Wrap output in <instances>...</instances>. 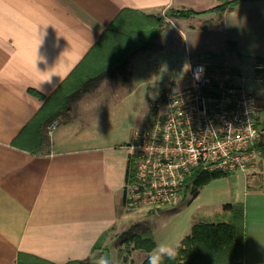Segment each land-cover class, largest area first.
<instances>
[{"label":"crops","instance_id":"crops-1","mask_svg":"<svg viewBox=\"0 0 264 264\" xmlns=\"http://www.w3.org/2000/svg\"><path fill=\"white\" fill-rule=\"evenodd\" d=\"M226 1L0 0V264H67L85 260L95 244L94 262L120 264L110 246L136 215L124 201L129 141L119 120L148 83L140 64L158 68L165 51L170 70L185 68L181 88L190 84L191 62L202 61L239 73L256 94L262 132L239 200L244 256L232 264H264V68L255 69L264 64V0L212 9ZM155 28L147 45L117 64ZM106 66L55 117L52 134L46 125L48 141L38 145L32 120L46 98L76 67Z\"/></svg>","mask_w":264,"mask_h":264},{"label":"built area","instance_id":"built-area-1","mask_svg":"<svg viewBox=\"0 0 264 264\" xmlns=\"http://www.w3.org/2000/svg\"><path fill=\"white\" fill-rule=\"evenodd\" d=\"M264 64L258 62L256 70ZM190 84L153 103L148 121L136 128L126 147L134 171L125 183L131 207L175 205L183 199L192 169L241 171L250 179L262 128L255 92L237 72L189 65ZM59 125H47L52 134Z\"/></svg>","mask_w":264,"mask_h":264},{"label":"trees","instance_id":"trees-1","mask_svg":"<svg viewBox=\"0 0 264 264\" xmlns=\"http://www.w3.org/2000/svg\"><path fill=\"white\" fill-rule=\"evenodd\" d=\"M236 1H226L212 9L223 11ZM170 11L172 14L184 17L198 13L184 8H170ZM159 32V28H155V30L148 29L145 40H141L139 44L125 52V60L122 59L117 64L123 66L126 58L134 51L133 49L136 50L139 46L147 45ZM232 44L229 42V45ZM115 64L112 63L111 66ZM109 69L108 66L88 70H84L83 67H76L56 90L46 98L43 106L32 120V125L36 126L38 145L48 141L45 131L46 125L58 115L66 114L71 102L79 93L86 90L88 83L97 79ZM133 171L134 169L128 163L126 166V182L130 179ZM223 174L225 173L219 170L204 172L196 167L186 177L184 187L188 189L190 184L194 183V188H197ZM219 215L221 219L217 221L198 220L194 222L190 232L180 240V248L176 258L173 260L165 258L163 264H232L235 261H241L244 256L245 245L244 203L241 201L226 203ZM118 237L119 244H124V247L118 250L119 258L126 260L127 255H123L124 252L140 249L147 253L142 264H148L147 257L153 253L156 247V241L149 226L138 227V225H134L133 229L129 228L121 232ZM97 247L96 244L93 246L90 255L85 260L73 261L67 264H99V262L93 261ZM121 255L123 256L121 257ZM109 264L115 263L109 261Z\"/></svg>","mask_w":264,"mask_h":264},{"label":"rangeland","instance_id":"rangeland-1","mask_svg":"<svg viewBox=\"0 0 264 264\" xmlns=\"http://www.w3.org/2000/svg\"><path fill=\"white\" fill-rule=\"evenodd\" d=\"M165 52L160 54V63L156 69L148 67L146 61L140 64L138 75L146 78L148 83L142 86L139 99L128 103L129 110L119 120L124 144L130 140L136 128L148 121L153 103L159 100L161 92L173 93L187 83L185 68L176 67L170 70L165 62L167 55ZM124 147L126 148V164L129 163L130 167L134 169L129 151L125 145ZM223 173L225 174L213 178L197 188H194V183H191L188 189L183 187V199L178 204H160L148 207L150 210H143L145 207L132 208L131 213L136 216L132 217L128 227L133 229L134 225L149 226L156 241L154 252L160 244L171 245L180 241L190 232L192 224L198 220H220L219 214L223 211L224 204L241 200L242 186H244L242 185L244 175L241 171ZM129 228L126 226L125 229ZM117 238L110 246L111 250L109 251H112V255L108 256L114 260L118 257L117 262L120 264H128V259L131 256V264H142L141 261L147 253L140 249L132 254V250L124 252L123 255H127L126 260L119 258L118 250L123 248L124 244H119V237Z\"/></svg>","mask_w":264,"mask_h":264},{"label":"clouds","instance_id":"clouds-1","mask_svg":"<svg viewBox=\"0 0 264 264\" xmlns=\"http://www.w3.org/2000/svg\"><path fill=\"white\" fill-rule=\"evenodd\" d=\"M47 79V78H46ZM180 248V241H176L174 244H160L157 246L156 250L150 254L148 259V264H163L165 258L168 260H173L178 254ZM99 264H109L108 259H101Z\"/></svg>","mask_w":264,"mask_h":264}]
</instances>
